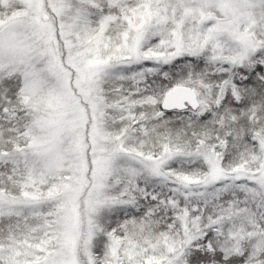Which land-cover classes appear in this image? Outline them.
<instances>
[{"label":"snow or ice","instance_id":"snow-or-ice-1","mask_svg":"<svg viewBox=\"0 0 264 264\" xmlns=\"http://www.w3.org/2000/svg\"><path fill=\"white\" fill-rule=\"evenodd\" d=\"M0 264H264V0H0Z\"/></svg>","mask_w":264,"mask_h":264}]
</instances>
